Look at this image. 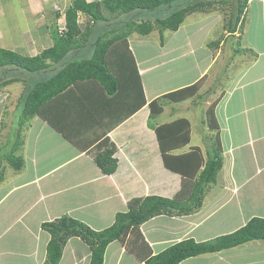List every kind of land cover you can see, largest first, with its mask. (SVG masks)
I'll list each match as a JSON object with an SVG mask.
<instances>
[{
	"label": "crops",
	"instance_id": "1",
	"mask_svg": "<svg viewBox=\"0 0 264 264\" xmlns=\"http://www.w3.org/2000/svg\"><path fill=\"white\" fill-rule=\"evenodd\" d=\"M15 1L0 0V48L25 55L36 49V43L42 52L52 47L51 25L56 27L72 0ZM259 1L250 0L249 14L256 11L260 17L235 36L227 33L223 40L238 38L236 49L225 52V44L212 46L208 38L199 44L198 34L193 37L198 31L186 32L187 36L176 42V38L167 39L166 31L158 32V40L153 36L156 31L148 36L133 34L137 37L120 42L130 49L134 67L123 70L126 76L120 78L116 95L108 96L92 82L73 86L33 119L29 128L36 131L31 138L35 141L26 143L20 152L24 168L15 171L8 166L6 156L0 158V264H45L50 241L42 229L46 222L67 216L101 230L113 225L116 214L126 211L132 198L177 195L182 177L165 168L158 136L149 124L158 127L188 121L190 141L171 154L177 157L200 148L206 155V115L213 104L224 166L207 190L203 207L190 215L158 216L142 225L136 240L128 243L127 237L136 231L131 229L123 240L108 247L104 264H146L149 257L144 243L154 256L184 240L211 241L238 231L254 218L264 219V10H253L264 4L255 5ZM194 15H188L181 28L172 31L175 37L185 33L187 21ZM145 40L154 47L146 57L139 54ZM239 48L251 52L237 53ZM167 67L168 72L157 76L152 87L146 84L150 75ZM203 78L205 84L199 92L207 94L203 100L191 97L182 103H167L156 120L150 119L147 107L151 102ZM6 88L0 93V110L8 107ZM5 121V117L0 118V125ZM2 131L0 128V143L9 140L2 139ZM196 132L202 134L201 141L193 144ZM45 134L52 142L47 135L43 147ZM185 136L186 128H182L183 141ZM102 154L113 155L118 161L116 173H103L97 164ZM92 217L94 224L87 222ZM28 240L30 246L25 248ZM70 241L79 246H72L69 264H90L89 247L79 238ZM180 264H264V240L192 257Z\"/></svg>",
	"mask_w": 264,
	"mask_h": 264
},
{
	"label": "trees",
	"instance_id": "2",
	"mask_svg": "<svg viewBox=\"0 0 264 264\" xmlns=\"http://www.w3.org/2000/svg\"><path fill=\"white\" fill-rule=\"evenodd\" d=\"M233 1L187 0L183 3L182 0H73L66 11V31L59 33L58 30H53L52 47L34 57L0 48V93L5 87L15 83L27 84L17 105L20 140L23 127L40 116L48 104L67 93L73 86L92 82L103 88L108 96L116 95L121 85L120 78L126 76L123 70L134 67L130 49L120 43L132 34L148 36L156 29L161 33L176 32L188 15L210 10L213 5L218 4L229 8L228 34L242 32L250 23V0H237L235 5ZM172 5H177L178 9L154 22L131 18L137 11H153ZM80 15L85 16L89 22L81 24ZM219 44L220 41H216L212 46ZM247 52L251 51L242 48L237 50V53ZM22 71L34 75L35 81L25 78ZM204 84L205 78L191 87L154 100L147 107L150 119L156 120L167 103H182L191 97L203 100L207 94L199 92ZM206 121L210 134L208 142L211 145L207 154L200 148H193L191 152L177 157L171 154L172 151L191 139L188 121L182 119L158 127L149 124L158 136L165 168L182 177L181 190L177 195L173 198L160 195L132 198L128 202L127 210L116 214L113 225L101 230L67 216L44 223L42 229L50 235L45 264H60L64 250L73 238H79L89 247L90 264H104L108 247L123 240L131 229L138 230L161 215L183 216L199 211L203 207L207 190L217 181L224 166V151L215 104L208 110ZM182 128L187 131L185 141L181 138ZM22 142L18 141L11 155L5 158L8 166L15 171H21L25 165L22 155H16L21 150ZM97 164L107 175L116 173L118 167V161L113 155L98 156ZM257 240H264L262 218H254L238 231L211 241L196 242L187 239L154 256L148 251L146 264H180L192 257L217 253ZM144 245L147 248L145 243Z\"/></svg>",
	"mask_w": 264,
	"mask_h": 264
},
{
	"label": "rangeland",
	"instance_id": "3",
	"mask_svg": "<svg viewBox=\"0 0 264 264\" xmlns=\"http://www.w3.org/2000/svg\"><path fill=\"white\" fill-rule=\"evenodd\" d=\"M23 1H25V0H16L15 3L23 4ZM186 1L187 0H182L183 3H185ZM217 1H220V0H217ZM230 1H233V0H230ZM233 2H234V5L237 4V0H234ZM72 3H73V0H72ZM72 3H71V5H72ZM263 3H264V0H261L259 2H256L255 5H262ZM71 5H69V7ZM249 8H250V5H249ZM45 9H46V12H47V8H45ZM55 9L58 12H63L62 11L63 10L62 7L55 6ZM176 9H178V6L177 5H172V6H169V7L165 6V7H162L161 9L153 10V11H137V12H134L135 15H131V18L133 20L154 22L157 18L167 17L168 15H170V13H172ZM253 10H257V12L263 11L264 10V4L262 6H254ZM204 12H206V13L208 12L210 14L209 15H204L205 14ZM204 12L203 11L202 12H197L196 15L191 17V19H188L187 27H186L187 29H186L185 33H183V34L178 35L177 37H175V35L173 34L172 31H166L165 35H166L167 39L168 38H171V39L172 38H176V39L173 40L174 42L180 41V40H183L187 36L186 32L190 31L192 33V32H197L198 31L197 33H195L193 35V37H194V36H196L198 34L197 35V41H198L197 43L201 44L204 39L208 38L209 41H210V45H212L213 42L220 41V44L218 45V46H220L223 43V40L226 37L227 32H229V31H227V29L229 28V27L227 28L228 19H229V8L227 6H222L221 4H218V5H213V7L210 10H207V11H204ZM46 16H48V12H47ZM258 17H260V16H258L256 11H253L249 15V21L257 20ZM223 19H224V21H223ZM50 20H52L51 16H50ZM58 21H59V23L56 25L55 28H53L54 24L51 25L52 28H53V29L51 28L52 34H53V30H58L59 33H61L60 30H62V29L66 31V12H65V16L59 18ZM79 22L81 24H86L89 21H88V19L86 17H82V15H80ZM60 27H62V28H60ZM64 27H65V29H64ZM44 31H46V30H44ZM48 31H49V29H48ZM155 31L157 33H154L153 36H155V38L158 40V37H159L158 36V32H159V30L156 29ZM191 33H189V34L191 35ZM131 36H129V37H131ZM132 37H137V35H133ZM139 38H142V37H139ZM148 38H150V37H148ZM144 39H146V38H142V40H144ZM237 42H238V38H236V39L231 38L228 41H225V43H223V44H225V46H223L224 51L228 52L230 49L231 50L234 49V48L236 49L238 47ZM146 43H147V41L145 40V44L142 46V49H140V52H139L140 55H145L144 57H146V54L151 55L152 51H153L152 48H154L153 47V42H148V44H146ZM148 46L151 49H149ZM34 47H36V49H33L30 53L24 52L23 54H25V56L34 57V56H37V55L42 53V51H41L42 49H41L39 43L34 44ZM82 59H84V58H81V60ZM178 66H179L178 67V70H179L180 65H178ZM217 66L219 67V65H217ZM218 67H216V69H218ZM168 68L169 67H167L165 69L163 68L162 70H159L157 72V75H153V74L150 75V77H148L147 80H146V84L149 85L150 87H152V85H153L152 83L155 82L157 76H162V74H164V73L166 74L168 72ZM170 70H171V68H170ZM260 71L262 72L263 70L260 69ZM179 72L181 73V71H179ZM22 73H23L22 75H24L25 78L30 79L32 81H35L34 80V75H32L31 73H28L26 71H22ZM26 85H27L26 83L19 82V83H15V84H13V85H11V86L6 88V92H5L4 96H6L8 94L9 97H6V98L10 102V105H9V102H6L7 106H8L7 110H4V109L0 110V114L5 113L0 118H3V117L6 118V121L3 123V125L2 124L0 125V128L1 129L3 128V131H2V134H1L2 139H4V140H8L9 139V140L7 142H4L3 140L1 141L0 147H1L2 150H0V158H2V156H8L9 157L11 155V153L13 152V150H12L13 147L16 145V143L18 141L22 140L24 142V143L22 142L23 145L21 147L20 152L24 149V146H25L26 143H28L27 144V146H28L29 144H31L32 142L35 141V139L31 140V138H32V135L34 133H36V131H32L29 128L31 126V124H32L33 119L26 126L23 127V129H22L23 135H22L21 140H20V137L18 135L19 134L18 130L20 129V127L18 125L19 116H18V111H17V105L19 103V99H20L21 95L25 91ZM205 128L206 127H204V129L202 130L203 137H205L209 133V131H208V133L206 132ZM49 134H47L48 135V139L51 141L52 139L49 137ZM200 134L201 133L196 132V134L194 135V138H193V144H197L198 141H201ZM47 135L45 134V138L42 140L43 147L45 145L44 141L47 140ZM209 135L206 136L207 137V141H208ZM27 146H26V148H27ZM204 146L207 147V150H206V154H207V151L210 149L211 145L208 142L207 144L205 143ZM29 147H32V146H29ZM26 148H25V151H26ZM25 151H23V152H25ZM20 152H17L16 155L17 156L22 155ZM230 164H231V162L229 161V165ZM228 172H230V171H228ZM256 188H258V187H256ZM95 221H96V219L94 217H92L87 222L91 223V224H94ZM136 235H138V230L132 232V234H130L127 237L128 243L129 242L132 243V241L136 240ZM30 242H31V240H28L27 244L24 245V247L25 248H29ZM75 242L76 241H70L68 246L65 248L64 255H63V260H62L61 264H69L71 262L70 250H71V248H73L72 246H76L77 247V245H78V244L76 245ZM125 243H126V241H125ZM80 245L82 246V244H80ZM147 249H148V251H151V248L148 245V243H147ZM76 251H73V252H76Z\"/></svg>",
	"mask_w": 264,
	"mask_h": 264
},
{
	"label": "built area",
	"instance_id": "4",
	"mask_svg": "<svg viewBox=\"0 0 264 264\" xmlns=\"http://www.w3.org/2000/svg\"><path fill=\"white\" fill-rule=\"evenodd\" d=\"M60 28H62V27H60ZM64 29H65V27H64ZM60 31H61V33H63L65 30L62 29V30H60Z\"/></svg>",
	"mask_w": 264,
	"mask_h": 264
},
{
	"label": "clouds",
	"instance_id": "5",
	"mask_svg": "<svg viewBox=\"0 0 264 264\" xmlns=\"http://www.w3.org/2000/svg\"><path fill=\"white\" fill-rule=\"evenodd\" d=\"M102 1H103V0H102ZM157 30H158V29H157ZM159 31H160V30H159ZM227 33H228V32H227ZM162 34H163V33H162ZM229 35H230V36H235L236 34H235V35H231V34H229Z\"/></svg>",
	"mask_w": 264,
	"mask_h": 264
}]
</instances>
